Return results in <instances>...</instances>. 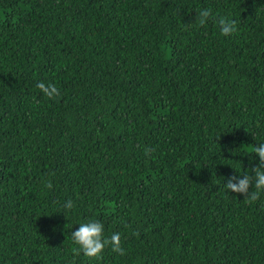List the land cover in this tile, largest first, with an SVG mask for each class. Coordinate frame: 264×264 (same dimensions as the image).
<instances>
[{
    "label": "trees",
    "instance_id": "trees-1",
    "mask_svg": "<svg viewBox=\"0 0 264 264\" xmlns=\"http://www.w3.org/2000/svg\"><path fill=\"white\" fill-rule=\"evenodd\" d=\"M259 143L264 0H0V264H264L225 188ZM90 219L126 254L74 251Z\"/></svg>",
    "mask_w": 264,
    "mask_h": 264
},
{
    "label": "clouds",
    "instance_id": "clouds-1",
    "mask_svg": "<svg viewBox=\"0 0 264 264\" xmlns=\"http://www.w3.org/2000/svg\"><path fill=\"white\" fill-rule=\"evenodd\" d=\"M209 19H214L220 26L221 33L225 36L237 32L236 20H228L224 17L216 18L211 9H203L197 15V22L204 26ZM36 87L49 99H54L60 95L59 89L54 84L38 82ZM154 149H145V155H150ZM254 154L258 156L259 163L253 166L251 174L240 176L233 175L228 178L225 188L231 193L241 194L244 202L252 204L257 201L264 193V143H259L253 148ZM46 187L51 189L52 183H46ZM64 209L71 210L74 207L72 200H67L63 205ZM128 226V225H125ZM72 241L77 248L74 249L78 254L82 253L88 258L99 259L106 247H110L112 252L125 255V249L121 246V236L114 232L110 236L104 235V224L97 219H90L79 224V228L71 233Z\"/></svg>",
    "mask_w": 264,
    "mask_h": 264
}]
</instances>
